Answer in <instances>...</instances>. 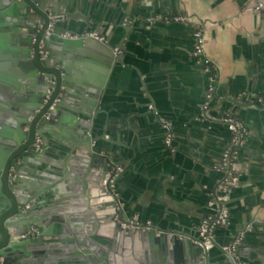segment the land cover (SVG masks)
Listing matches in <instances>:
<instances>
[{
  "label": "crops",
  "instance_id": "crops-1",
  "mask_svg": "<svg viewBox=\"0 0 264 264\" xmlns=\"http://www.w3.org/2000/svg\"><path fill=\"white\" fill-rule=\"evenodd\" d=\"M53 2L60 4L61 15H73L60 23L62 28L68 24L72 34H99L123 59L111 68L95 54L67 60L74 78L83 77L101 88V99L88 115L77 106L83 102L93 107L94 98L87 94V101H82L73 92L66 97L59 125L45 134L42 159L25 169L26 186L53 183L63 174V162L77 140L73 136H93L101 155L122 169L115 189L127 220L197 238L201 221L211 215L213 192L218 191L229 222L226 228L213 229L216 247L208 255L209 264H230L220 250L238 238L235 260L264 264V20L247 0ZM177 17L189 22L175 21ZM198 25L204 29L207 67L193 53ZM74 118L79 123L75 128ZM225 120L237 125L241 145L234 147L235 137ZM164 124L171 131L169 146ZM233 149L237 184L222 192L219 181L230 178L223 157ZM82 155L81 148L74 158ZM67 169L74 177L81 174L76 184L88 180L84 173L89 168L70 161ZM78 189L67 186L64 193ZM53 199L46 192L37 205ZM83 203L89 204V211L79 205L72 215L79 218L59 211L65 212L67 228L75 237L85 234L87 226L93 233L89 219L99 217L94 216V201ZM45 215H35L36 222ZM187 256L181 264H191Z\"/></svg>",
  "mask_w": 264,
  "mask_h": 264
},
{
  "label": "water",
  "instance_id": "water-1",
  "mask_svg": "<svg viewBox=\"0 0 264 264\" xmlns=\"http://www.w3.org/2000/svg\"><path fill=\"white\" fill-rule=\"evenodd\" d=\"M53 1L0 0V264H181L184 254L189 255L191 264H209L208 255L216 244L213 241L212 247L205 249L199 233L197 238H188L171 230L129 223L115 189L118 177L113 190L104 184L114 164L94 147L96 137L73 136L77 140L63 162V174L53 183L40 187L24 183L25 169L44 155L45 134L59 125L66 97L73 92L82 101L87 94L94 98L93 107L83 102L77 106V111L87 109L88 115L101 99V88L83 77L74 78L67 60L77 56L85 60L95 54L111 68L123 59L111 45L100 40L99 34L62 37L64 33L72 35L69 25L62 28L60 23L73 15H59V7ZM257 1L264 6V0ZM58 94L64 97L54 103ZM46 97L50 99L44 101ZM202 114L205 115L204 110ZM74 117L80 118L76 113ZM89 119L93 126V120ZM84 125L90 126L87 121ZM77 126L75 120L74 128ZM87 127L80 124L85 132L89 130ZM36 140L42 143L38 151L34 146ZM81 148L82 157L74 158L75 151ZM70 161L89 168L84 173L86 182L76 184L81 174L74 177L68 171ZM76 185L80 188L77 192L64 193L67 186L73 189ZM88 189L90 195L84 199ZM49 191L53 201L37 205ZM218 197L224 200L221 193L214 191L213 205L208 210L211 215L223 210ZM91 201L98 211L94 216L100 218L89 219L94 224L93 233L87 226L83 228L85 234L75 237L67 228L65 212L75 219L77 215H72L78 213L79 205L84 207L83 202ZM60 210H65L64 215L59 214ZM83 210L89 211V204ZM43 213L47 214L45 220L36 222L34 216ZM121 223L126 227H121ZM32 227L38 228L37 234L27 236ZM220 251L230 264H236L226 251Z\"/></svg>",
  "mask_w": 264,
  "mask_h": 264
},
{
  "label": "built area",
  "instance_id": "built-area-1",
  "mask_svg": "<svg viewBox=\"0 0 264 264\" xmlns=\"http://www.w3.org/2000/svg\"><path fill=\"white\" fill-rule=\"evenodd\" d=\"M248 5L264 20V6L255 0H247ZM175 21H181L183 23L189 22L188 19L183 17H177L174 19ZM88 36L94 37L95 34H89ZM64 37H68L65 35ZM74 39V37H73ZM193 39H194V57L198 58L201 63L207 67L209 66V61L206 59L205 56V34L204 29L201 25H198L197 29L193 33ZM101 41H103L102 38H100ZM117 52V51H115ZM119 53V52H117ZM226 124H228V127L233 132V135L235 137V141L233 143L234 147H237L238 145H241V132L239 131L237 125L232 120H225ZM164 130L166 133L165 143L167 146L171 143V133L169 126L167 124H164ZM35 150H40L41 142L39 140L35 141ZM235 159V151L234 149L230 151L229 153H226L223 157L224 167L227 169L228 175L230 176L229 179L225 180V182L221 183L220 190L222 192H225L228 188L234 187L237 184L236 178L232 175V169H233V160ZM122 172V169L120 167L112 168L110 172H108L104 179V184H108V188L110 190L114 189V183L116 180V176ZM218 202H220L221 197L217 198ZM129 223H136L134 220H129ZM228 224V215L226 211L222 210L221 212H216L213 215H210L209 217H205L201 221L199 234L200 237L203 239V247L205 249H210L212 247L213 239V229L217 227H224ZM121 227H126L125 224L121 223ZM249 229V227H248ZM36 234L35 230L30 231L27 233V236L34 237ZM240 241V238L236 239L232 244L223 247L222 249L226 251L234 260L236 258V247L238 246ZM236 261V260H235ZM236 264H241L238 261H236Z\"/></svg>",
  "mask_w": 264,
  "mask_h": 264
},
{
  "label": "flooded vegetation",
  "instance_id": "flooded-vegetation-1",
  "mask_svg": "<svg viewBox=\"0 0 264 264\" xmlns=\"http://www.w3.org/2000/svg\"><path fill=\"white\" fill-rule=\"evenodd\" d=\"M59 8L57 9V11H58V13H59V15H61V13H60V4H56ZM68 9H69V7L67 6V5H65ZM62 9V8H61ZM68 9H66V10H68ZM64 10H65V8H64ZM50 9H48V12L50 13ZM51 26H52V24H51ZM89 34H95V33H89V32H82V33H78V34H69V33H64L63 35H62V37H64L65 35H67L68 37H65V38H70V39H73V37L74 38H76V37H78V36H81V37H87ZM61 89H63V88H61ZM64 97V95L62 96L61 94H58V97L54 100V103H58L59 102V98H63ZM50 98H45V100L44 101H48ZM203 110L204 111H206L205 110V107L203 108ZM170 133H171V131H170ZM42 144V143H41ZM111 164H113V163H111ZM115 167H117V166H112V168H115ZM119 167V166H118ZM122 173V172H121ZM120 173V174H121ZM119 176V174L116 176V179H117V177ZM223 202V201H222ZM33 203H34V201H33ZM43 204V203H42ZM213 215V214H212ZM228 222H229V219H228ZM35 230V232H36V234H37V229L36 228H34V227H32L29 231H28V233L30 232V231H34ZM35 234V235H36Z\"/></svg>",
  "mask_w": 264,
  "mask_h": 264
}]
</instances>
